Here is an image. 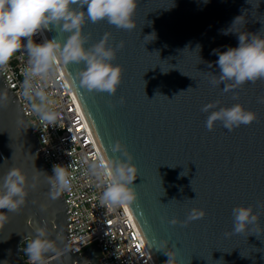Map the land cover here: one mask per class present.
Returning a JSON list of instances; mask_svg holds the SVG:
<instances>
[{"label":"water","instance_id":"95a60500","mask_svg":"<svg viewBox=\"0 0 264 264\" xmlns=\"http://www.w3.org/2000/svg\"><path fill=\"white\" fill-rule=\"evenodd\" d=\"M256 2L138 0L137 27L132 31L88 21L83 29L90 36L86 47L106 33L110 46L125 42L113 61L123 69L114 96L81 88L76 73L82 64L59 66L101 156H120L111 151L119 140L134 157L138 200L125 207L153 264H264V232L258 234L264 230V104L257 99L264 95V80L227 92L224 84L210 83L212 74L219 75L214 50L239 45L238 34L223 35L222 30L242 15L243 30L259 33L264 28V0H258V8L253 6ZM239 30V25L233 27ZM43 33L47 40H66L68 35L56 30ZM152 33L155 39L146 42L144 37ZM0 92L8 98L7 107H0V177L16 167L26 174L29 185H36L29 188L21 212L8 213L10 222L0 228V264H25L23 244L35 238L40 227L58 241V252L47 257V264H100L96 246L66 252L70 243L64 196L55 201L48 197L51 171L1 73ZM215 101L220 107L239 103L258 119L233 131L217 122L209 131V113L201 108ZM41 205L47 210L41 211ZM240 205L253 206L261 214V227L253 229L257 234L226 236L234 226L232 209ZM192 208L203 209L206 215L186 226L179 223ZM173 218L175 225L170 223Z\"/></svg>","mask_w":264,"mask_h":264},{"label":"clouds","instance_id":"9594fccd","mask_svg":"<svg viewBox=\"0 0 264 264\" xmlns=\"http://www.w3.org/2000/svg\"><path fill=\"white\" fill-rule=\"evenodd\" d=\"M253 6L259 7L258 0ZM137 7L138 0H0V68L6 67L16 53H26L28 66L24 71L22 95L42 123L55 126L59 113L52 107L54 101L46 89L55 82L57 69L61 64L83 65L76 73V79L80 87L88 92L114 96L122 83V66L113 64V61L117 50L123 49L125 42L121 40L114 47L110 46L109 34L106 33L99 42L86 47L90 36L84 33V26L88 21H106L118 30L132 31L137 27L134 19ZM245 23V17L238 16L229 29L222 30L223 35L238 34V47H229L224 52L214 50V54L219 57L216 61L219 75L212 74L210 83L213 87L224 84V92L241 88L249 82L255 84L264 80V28L259 33H250L243 30ZM235 25H239L241 30L233 31ZM45 30H56L59 34L68 35L66 40L46 39L41 44L35 43L33 37L38 33L43 34ZM144 39L146 42L155 39V33ZM197 49L199 50V46ZM209 67L212 65L209 64ZM233 99H238V95L234 94ZM257 99L258 103L264 104V95ZM119 103H124L123 97ZM7 105V96L0 92V107ZM219 105L220 101H215L201 108L202 112L209 113L206 120L209 131L214 129L217 122L228 131H233L258 119L255 112L245 109L239 103L231 107ZM111 151L120 156L93 159L83 157L81 162L86 174L103 189L101 204L113 208L131 205L138 200V193L133 186V181L138 176L137 166L132 162L134 157L119 140ZM52 171L53 175L47 176L50 186L48 197L55 201L62 193L71 190L72 176L65 166L59 164L53 165ZM0 181V210H7L0 211V228H3L10 222L8 213L21 212L26 205L29 188L34 189L36 185H29L26 174L16 167L9 168L0 177ZM261 207H264V202ZM46 210L47 206L41 205V211ZM205 215L203 209L192 208L186 219L179 223L186 226ZM260 215L259 212H254L253 206L234 207L233 230L225 235L244 232L257 234L253 229L258 225L261 227ZM170 223L175 225L178 221L173 218ZM261 232L264 230L258 234ZM57 245L58 241L49 237L45 227L38 228L35 238L24 248L28 264H47V257L58 252ZM163 246L160 245L161 248Z\"/></svg>","mask_w":264,"mask_h":264},{"label":"built area","instance_id":"2783aa9c","mask_svg":"<svg viewBox=\"0 0 264 264\" xmlns=\"http://www.w3.org/2000/svg\"><path fill=\"white\" fill-rule=\"evenodd\" d=\"M33 40L41 44L46 38L44 33H38ZM27 66L26 53L18 52L6 67L0 68V73L6 86L19 100L51 174L53 165L59 164L65 166L72 176L71 190L62 193L67 207L70 243L66 252L81 253L96 246L101 252L100 264H153L125 205L113 208L101 204L103 189L85 172L82 158L93 159L101 157V154L60 67L55 82L46 89L54 101L52 107L59 113L53 126L42 123L22 95ZM25 264H28L27 258Z\"/></svg>","mask_w":264,"mask_h":264},{"label":"flooded vegetation","instance_id":"af4514ba","mask_svg":"<svg viewBox=\"0 0 264 264\" xmlns=\"http://www.w3.org/2000/svg\"><path fill=\"white\" fill-rule=\"evenodd\" d=\"M28 242H29V241H26V242L23 244V246L26 247V245H27Z\"/></svg>","mask_w":264,"mask_h":264}]
</instances>
